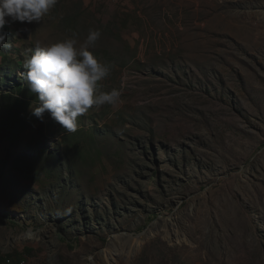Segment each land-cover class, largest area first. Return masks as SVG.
Masks as SVG:
<instances>
[{
	"label": "rangeland",
	"instance_id": "374dc122",
	"mask_svg": "<svg viewBox=\"0 0 264 264\" xmlns=\"http://www.w3.org/2000/svg\"><path fill=\"white\" fill-rule=\"evenodd\" d=\"M0 48V264H264V0H58ZM111 71L67 132L20 74L69 38ZM75 34V35H74Z\"/></svg>",
	"mask_w": 264,
	"mask_h": 264
},
{
	"label": "clouds",
	"instance_id": "9594fccd",
	"mask_svg": "<svg viewBox=\"0 0 264 264\" xmlns=\"http://www.w3.org/2000/svg\"><path fill=\"white\" fill-rule=\"evenodd\" d=\"M58 0H0V48L11 47L6 43L5 25L11 21L40 22L54 8ZM75 35V34H74ZM101 33L90 30L83 43L69 38L42 45L37 42L23 67L27 72L21 78L30 91L37 95L38 105L30 106L32 115L43 119L47 112L67 132L78 129V118L93 106H112L121 101V91L101 90V81L110 74V67L99 60L90 49Z\"/></svg>",
	"mask_w": 264,
	"mask_h": 264
},
{
	"label": "built area",
	"instance_id": "2783aa9c",
	"mask_svg": "<svg viewBox=\"0 0 264 264\" xmlns=\"http://www.w3.org/2000/svg\"><path fill=\"white\" fill-rule=\"evenodd\" d=\"M24 263H25V261L22 262V264H24Z\"/></svg>",
	"mask_w": 264,
	"mask_h": 264
}]
</instances>
